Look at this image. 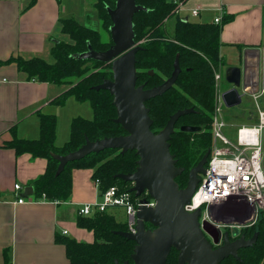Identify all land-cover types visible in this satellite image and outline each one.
Instances as JSON below:
<instances>
[{
    "label": "trees",
    "instance_id": "obj_1",
    "mask_svg": "<svg viewBox=\"0 0 264 264\" xmlns=\"http://www.w3.org/2000/svg\"><path fill=\"white\" fill-rule=\"evenodd\" d=\"M36 2L37 0H32L30 7ZM115 4L116 0H96L94 3L103 31L110 37L109 42L103 40V34L99 31L69 18L61 21V30L70 38V42L56 41L51 49L53 62L22 57L8 61L15 63L29 81L67 86L68 89L52 101L54 106H63L69 98H74L78 103L88 102L94 115L92 120L74 118L69 139L61 147L56 145L58 119L53 114H38L40 136L36 140L20 139L15 130L12 131L13 139L4 147L15 150L17 155L29 154L33 158L47 161L44 174L32 182V196L35 200L69 202L74 170H93L92 179L101 182L102 191L113 186L125 192H130L132 188L131 183L116 176L131 174L137 170L139 157L136 151H129L124 155L119 150L93 153L66 165L59 176H56L59 162L53 157L79 150L86 143V138L93 142L127 134L121 125L115 123L117 110L111 94L108 91L94 90V87L105 80L112 79L111 64L77 59L78 55L88 50L89 45L99 52L106 51L113 45L109 30L112 21L107 8L113 9ZM137 4L148 10L139 12L134 17L135 41L142 48L136 54L138 85H145L146 89L162 85L171 77L175 60L177 56L180 57L181 72L175 85L162 96L146 102L153 120L152 131H161L170 117L178 111L191 108L195 111L177 121L175 133L170 140V152L177 161L176 166L184 169L176 182L180 189H184L190 171L212 149L215 96L213 69L224 66L220 36L223 26L233 17H224L220 24L192 23L179 19L172 37H169L164 24L174 16V0H137ZM150 71L154 74L150 75ZM183 126L198 127L201 131L183 132ZM141 199L151 200L146 194ZM77 226L93 232L95 241L89 244L58 236L57 242L65 246L67 258L72 264H115V261L121 264L128 261L132 264L130 258L136 244L116 234L127 232L128 228L115 215L106 212L92 217L78 216ZM255 234H258V238L254 246L239 250L241 261L229 257L221 264H264V212H260L256 223L241 231L238 237L244 235L246 239H250ZM231 239L235 240L233 237ZM177 259L178 251L172 249L167 264H178ZM4 264H12L9 249L4 251Z\"/></svg>",
    "mask_w": 264,
    "mask_h": 264
},
{
    "label": "crops",
    "instance_id": "obj_2",
    "mask_svg": "<svg viewBox=\"0 0 264 264\" xmlns=\"http://www.w3.org/2000/svg\"><path fill=\"white\" fill-rule=\"evenodd\" d=\"M31 1L0 0V264H4L6 249L10 251L12 264H72L57 237L89 244L95 241L93 232L77 226L79 207L100 200L93 184L94 171H73L69 202L35 200L32 195L24 198L25 190L33 188L32 182L44 174L47 161L29 154L17 155L15 150L4 147L13 139V130L20 139H38V114L55 115L58 111L51 109L52 101L67 90L29 81L15 63L8 62L18 57L41 58L38 55L49 49L51 54L56 43L55 31L61 29L62 20L69 19L61 18L60 0H37L30 7ZM181 3L179 15H174L176 21L194 22L193 18L194 23H214L221 15L233 17L222 28L221 55L223 60L225 56L244 58L249 83L254 84L256 90L258 64L264 56V0H184ZM195 9H199L197 16L192 14ZM232 67H238L237 63L232 61L228 69ZM246 88L251 91L249 85ZM68 101L76 106L72 103H77L74 98ZM234 132L229 128L226 134L234 139ZM68 139L58 143L56 140V145L61 147ZM15 185H20L24 191L15 192ZM19 198H23L24 203H18ZM117 211L119 209L108 212L117 216Z\"/></svg>",
    "mask_w": 264,
    "mask_h": 264
},
{
    "label": "water",
    "instance_id": "obj_3",
    "mask_svg": "<svg viewBox=\"0 0 264 264\" xmlns=\"http://www.w3.org/2000/svg\"><path fill=\"white\" fill-rule=\"evenodd\" d=\"M107 11L112 21L109 30L113 45L108 50L100 52L89 45L88 50L78 55L77 59L111 64L112 79L105 80L94 87V90L108 91L111 94L117 110L115 123L121 125L127 134L93 142L86 138V143L79 150L68 155H53L59 162L56 176H59L69 163L80 161L93 153L119 150L124 155L129 151H136L139 157L137 170L131 174L116 176L132 184L130 192L135 194L140 204L137 213V233L116 232L117 235L136 244L130 258L132 264H167L172 249L178 251V264H221L229 257L241 261L239 250L254 246L258 234L250 239L242 235L232 240L230 233L225 232L223 243L219 245L222 231L208 222L201 227L200 210L193 213L185 210L200 183V176L206 173L210 151L190 171L186 188L180 189L176 182L184 169L176 166L177 161L170 152V140L175 133L177 121L195 112L194 109L176 112L158 133L151 129L153 120L146 102L162 96L175 85L181 72L180 57L177 56L175 60L171 77L162 85L151 89H146L145 85H138L136 54L142 48L135 41L134 17L137 13L148 10L138 5L137 0H116L115 8H107ZM261 61L258 64L255 92L260 90L264 92V56ZM241 65L242 67H232L225 72L227 83L232 85L222 97L226 108L240 106L243 97L251 95L246 88L248 73L244 58L241 59ZM153 74L154 72L150 71V75ZM181 131L200 132L201 128L183 126ZM32 193L33 188L29 187L22 197L28 198ZM144 194L156 202L155 207L146 205L147 201L141 199ZM147 225L154 229H148ZM214 244L219 246L215 247ZM115 264L121 263L115 261Z\"/></svg>",
    "mask_w": 264,
    "mask_h": 264
},
{
    "label": "built area",
    "instance_id": "obj_4",
    "mask_svg": "<svg viewBox=\"0 0 264 264\" xmlns=\"http://www.w3.org/2000/svg\"><path fill=\"white\" fill-rule=\"evenodd\" d=\"M174 3L176 4L174 15H179L182 3L179 0H174ZM192 14L197 16L199 9L193 10ZM222 19L221 15L215 19L214 23L220 24ZM249 81L248 77L246 86L249 85L251 90L249 96L257 101L263 91L255 92L254 84L249 83ZM231 88L232 85L227 83L223 70L217 72L214 69L215 108L212 120V149L208 158L206 173L201 175L195 194L190 203L185 206L188 213L201 211L199 217L201 227L205 222H208L219 229L221 222H218L213 216V208H220L229 202L238 206L235 214H238L239 218L247 219L244 224H255L260 212H264V168L262 166L264 159L262 146L264 111L258 108L257 116L254 117L251 114L248 122L242 123L240 126L230 124L225 116L226 106L222 97ZM229 128L235 130L234 139H230L226 134ZM93 184L99 192L100 200L80 206L78 216L92 217L97 213H106L111 209H122L127 217V232L137 233L139 199L136 196L133 197V193L122 191L117 186L102 191L99 180H93ZM14 191L20 192L24 189L20 185H15ZM24 201L23 198H19L18 203L22 204ZM146 201L148 207H155L156 202L154 200ZM243 225L234 223L228 226L233 239L238 237L233 231L244 228ZM221 233L219 245L223 243L225 231ZM210 240L212 241L211 238ZM219 245H215V247Z\"/></svg>",
    "mask_w": 264,
    "mask_h": 264
},
{
    "label": "rangeland",
    "instance_id": "obj_5",
    "mask_svg": "<svg viewBox=\"0 0 264 264\" xmlns=\"http://www.w3.org/2000/svg\"><path fill=\"white\" fill-rule=\"evenodd\" d=\"M60 1L62 6L61 18H74L83 26H86L90 29L102 33L103 40L109 42L110 37L106 32L103 31L102 22L99 19L97 11L94 8V3L96 0H60ZM191 20L196 22L195 19L193 18H191ZM176 23H177L176 16H172L171 18L165 21L164 29L169 37H172L171 35L173 33V29ZM55 32L56 33L54 34L53 39H55L56 41L60 40L64 42H70V38L66 34H64L61 29ZM49 51L50 49L38 56L39 57L41 56V58L47 60L48 62H53V58L49 53ZM232 61L235 64L237 63L239 67H242L240 59H230L229 56H225L223 68L214 67V69L217 70V72L223 70V73L225 74L226 70L228 69V66L230 65V63H232ZM63 88L68 89L67 86H63ZM240 92H242V89H240ZM72 103H75L74 105L76 106L75 107L72 106L70 102L67 100L64 106H60V107L52 106L51 108L55 111H58L57 113H54L58 119L57 143L64 142V140H67L69 138L70 126L73 118L82 117L88 120H92L94 117L92 108L88 102L82 104L78 102L77 103L72 102ZM214 108H215V103H214ZM258 108L264 111V92L261 94V96L258 98L257 101H255L252 98H249V96L247 95L244 96L243 102L240 106L234 108H225V112H226L225 116L228 122L232 121V123H235L236 125L240 126L241 125L240 123L245 122V119H247L249 115L252 114L254 115V117H256ZM233 134H235V132ZM262 146L264 150V131L262 133ZM262 166L264 168V159ZM236 209H238V206H236L232 202L220 206V208H216V207L213 208V216L218 222H221L218 227L221 231L229 232L230 228L228 226L234 223H238L240 225H243L245 223V220L247 219L239 218V215L235 214ZM111 210H115V209H111ZM116 218L118 219L119 222L123 224L125 223L127 224V217L125 211H123L122 209H119V211H117ZM252 225H250L249 223L244 224L243 225L245 226L244 228L235 229L233 233L238 235L240 234L241 231Z\"/></svg>",
    "mask_w": 264,
    "mask_h": 264
},
{
    "label": "flooded vegetation",
    "instance_id": "obj_6",
    "mask_svg": "<svg viewBox=\"0 0 264 264\" xmlns=\"http://www.w3.org/2000/svg\"><path fill=\"white\" fill-rule=\"evenodd\" d=\"M149 227H148V229H154V227H152V226H150V225H148Z\"/></svg>",
    "mask_w": 264,
    "mask_h": 264
}]
</instances>
